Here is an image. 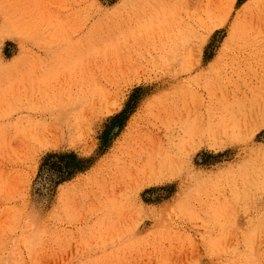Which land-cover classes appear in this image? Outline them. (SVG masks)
Instances as JSON below:
<instances>
[{"label":"rangeland","instance_id":"obj_1","mask_svg":"<svg viewBox=\"0 0 264 264\" xmlns=\"http://www.w3.org/2000/svg\"><path fill=\"white\" fill-rule=\"evenodd\" d=\"M191 1L0 0V264H264V65L231 34L256 7L264 42V0ZM206 93L209 135L123 168Z\"/></svg>","mask_w":264,"mask_h":264},{"label":"bare ground","instance_id":"obj_2","mask_svg":"<svg viewBox=\"0 0 264 264\" xmlns=\"http://www.w3.org/2000/svg\"><path fill=\"white\" fill-rule=\"evenodd\" d=\"M196 1L197 0H192L190 3L185 2V4H186L185 7L187 8L188 5H190V4L192 5V3H195ZM213 1H215V0H213ZM210 4H212V3H210ZM210 4H208V8H209ZM195 7H197V6H195ZM197 9H198V7H197ZM257 10H258V8L255 7L254 11L252 8V9L248 10L247 13L245 12V14H243V15L241 14L239 16H236L232 22V25H231V34L233 35L232 37L237 35L239 37L238 39H240L241 41L242 40L244 41L245 47H248V51L250 52V54L254 55V58L252 57V60L254 62H256V63L259 62L258 64L264 65L262 59L259 56V54L262 53L263 58H264V42H259V40H253V42L248 43V42H245V41H247V39H246V36H244V35H247V29L249 27L248 22L256 23L257 27L260 26V23H261L260 17L261 16H260L259 11H257ZM168 15H169V13H168ZM169 24H170V22H169ZM195 24H196V21H195ZM172 25H173V23H172ZM243 36L245 37V40L243 39ZM255 58H257V59L255 60ZM226 92H228V91H226ZM205 99H207L206 105L204 104L203 101H201V102H184V101H181L179 103L171 104L168 106H163L161 109H158L156 111V115H158L160 118H162L163 121L160 120L159 117L154 116L153 119L159 120V121H156L159 123V125L158 126L157 125L147 126L146 128L149 131H147L146 134L141 135L140 137L131 139V141H133L132 146L130 147V149L128 150V153L126 154V159H124L125 162L122 164L123 168L125 167L127 169L133 170L135 173H137L136 177L139 178L138 180H140V178H142L144 180V178L147 175H149L150 173H154L155 171L160 172L162 170H165L166 166L171 164L174 161V159L177 160L179 158L178 154L184 149V147L189 142L191 143V140L195 139V136L209 135L211 132L213 123L215 121L213 119L214 109L211 105L212 99H213L212 94L206 93ZM196 101H198V100H196ZM78 128H79V126H78ZM47 131L48 130L43 131V129H40V127H36L34 124V126H32V134L30 135V137L33 139L34 142H36V143L40 142L41 143L45 139H48ZM48 132H50V129ZM52 132H54V131H52ZM30 137H29V139L27 138L28 141H30V139H31ZM49 139H50V137H49ZM56 141H57V138H56ZM23 145H24V142H23ZM1 173H3V172H1ZM132 177L135 178L134 175ZM131 180H133V179H131ZM131 180L128 182L130 183ZM135 183H136V181H135ZM131 186H133V184L130 185V188H128L129 191L131 190ZM125 188H127V186ZM115 193H117V192H115ZM85 194H87V192ZM109 197L110 196H108V198ZM183 230H186V229H183ZM187 233H189V232H187Z\"/></svg>","mask_w":264,"mask_h":264}]
</instances>
